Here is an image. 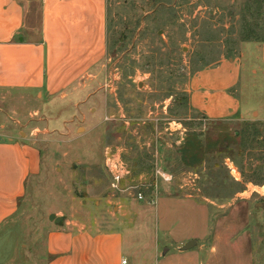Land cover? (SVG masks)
<instances>
[{
	"label": "rangeland",
	"instance_id": "obj_1",
	"mask_svg": "<svg viewBox=\"0 0 264 264\" xmlns=\"http://www.w3.org/2000/svg\"><path fill=\"white\" fill-rule=\"evenodd\" d=\"M21 2L38 34L40 0ZM107 7L106 55L84 79L57 96L0 92L2 134L42 156L20 215L0 232V264H44L52 214L121 230L131 264H155L168 249L172 256L183 238H202L210 224L209 245L218 234L228 247L222 261L211 253L209 264H233V254L239 264H264V114L215 122L188 104L192 75L237 52L232 0H108ZM239 93L245 108L264 104V80L243 79ZM246 128L259 139L243 146ZM107 147L120 149L131 168L124 190L139 186L149 200L166 187L194 203L172 212L161 201L135 215L133 226L113 224L137 194L110 189ZM156 169L173 181L157 180Z\"/></svg>",
	"mask_w": 264,
	"mask_h": 264
},
{
	"label": "crops",
	"instance_id": "obj_2",
	"mask_svg": "<svg viewBox=\"0 0 264 264\" xmlns=\"http://www.w3.org/2000/svg\"><path fill=\"white\" fill-rule=\"evenodd\" d=\"M107 1L40 0L37 34L27 25L26 4L21 0H0V92L57 96L89 75L91 66L106 55ZM232 3L237 10L234 26L240 25L236 54L197 71L187 87L189 108L215 122H247L251 116L257 114L260 118L264 114L263 103L245 108L239 93L243 79L251 86L256 80H264V0ZM247 96L253 101L252 94L248 92ZM259 120L264 121V117ZM3 130L1 125L0 134ZM41 171L42 156L37 147L14 135H0V232L20 215L27 185ZM173 192L162 187L153 195L157 206L163 201L165 208L174 212L177 204L182 209L192 205L191 198ZM132 203L131 210L119 207V217L113 224L133 226L134 216L151 207L137 199ZM52 223L45 239L44 264H123L124 260L131 264L121 230L102 228L98 220L92 224ZM209 227L206 225L202 238L187 235L173 248L172 256L168 249L155 259V264H209L213 252L222 261L220 252L228 244L220 243L217 234L214 244L209 245ZM190 242L196 246L184 251ZM234 256L233 264H239ZM142 264H147L145 259Z\"/></svg>",
	"mask_w": 264,
	"mask_h": 264
},
{
	"label": "built area",
	"instance_id": "obj_3",
	"mask_svg": "<svg viewBox=\"0 0 264 264\" xmlns=\"http://www.w3.org/2000/svg\"><path fill=\"white\" fill-rule=\"evenodd\" d=\"M122 151L118 148L107 147L104 153V167L110 177V189L113 192H135L136 199L139 202H143L148 206L156 207L157 199L155 196L151 197L149 200L139 191L140 187H129L127 190L123 189V184L131 176V168L124 161L122 156ZM156 178L160 179L165 183H170L173 181L174 177L172 174L162 171L161 169H156ZM123 264H127L124 260Z\"/></svg>",
	"mask_w": 264,
	"mask_h": 264
},
{
	"label": "trees",
	"instance_id": "obj_4",
	"mask_svg": "<svg viewBox=\"0 0 264 264\" xmlns=\"http://www.w3.org/2000/svg\"><path fill=\"white\" fill-rule=\"evenodd\" d=\"M253 127V126H251ZM255 130V131H254ZM257 129H250V128H246L245 130H243L242 134H241V138H242V145L245 144V143H248V141H252L253 142H256L259 138H257ZM244 146V145H243ZM244 148V147H243ZM242 148V152L244 151Z\"/></svg>",
	"mask_w": 264,
	"mask_h": 264
},
{
	"label": "water",
	"instance_id": "obj_5",
	"mask_svg": "<svg viewBox=\"0 0 264 264\" xmlns=\"http://www.w3.org/2000/svg\"><path fill=\"white\" fill-rule=\"evenodd\" d=\"M49 220L54 222L56 225L60 226L62 225L64 218L63 217H57L56 215H51L49 217ZM196 246L195 242H190L189 244L186 245V247L184 248V251H188L193 249Z\"/></svg>",
	"mask_w": 264,
	"mask_h": 264
}]
</instances>
